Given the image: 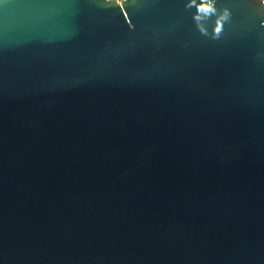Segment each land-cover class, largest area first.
Wrapping results in <instances>:
<instances>
[{
	"label": "water",
	"instance_id": "water-1",
	"mask_svg": "<svg viewBox=\"0 0 264 264\" xmlns=\"http://www.w3.org/2000/svg\"><path fill=\"white\" fill-rule=\"evenodd\" d=\"M0 264H264V0H0Z\"/></svg>",
	"mask_w": 264,
	"mask_h": 264
},
{
	"label": "clouds",
	"instance_id": "clouds-1",
	"mask_svg": "<svg viewBox=\"0 0 264 264\" xmlns=\"http://www.w3.org/2000/svg\"><path fill=\"white\" fill-rule=\"evenodd\" d=\"M209 3H210V0H209ZM208 6V4H205V3H202L201 5H200V7H207ZM217 31H219V28L217 29Z\"/></svg>",
	"mask_w": 264,
	"mask_h": 264
}]
</instances>
